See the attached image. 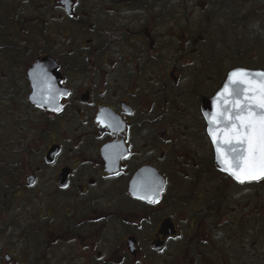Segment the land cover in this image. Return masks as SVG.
<instances>
[{
    "label": "flooded vegetation",
    "instance_id": "obj_1",
    "mask_svg": "<svg viewBox=\"0 0 264 264\" xmlns=\"http://www.w3.org/2000/svg\"><path fill=\"white\" fill-rule=\"evenodd\" d=\"M34 41L44 47L32 51ZM47 56L60 111L29 100L26 71ZM18 60L25 105L3 99L2 83L0 103L34 116L0 174V264H258L247 261L253 240L223 222L232 190L258 182L216 170L201 102L229 71L264 70V0H0V77L16 75ZM212 71L222 79L206 95ZM26 203L32 215H20ZM7 226L17 241L40 237L37 250L5 249Z\"/></svg>",
    "mask_w": 264,
    "mask_h": 264
},
{
    "label": "snow or ice",
    "instance_id": "obj_2",
    "mask_svg": "<svg viewBox=\"0 0 264 264\" xmlns=\"http://www.w3.org/2000/svg\"><path fill=\"white\" fill-rule=\"evenodd\" d=\"M214 108L207 131L221 171L241 184L264 181V72L232 71Z\"/></svg>",
    "mask_w": 264,
    "mask_h": 264
},
{
    "label": "rangeland",
    "instance_id": "obj_3",
    "mask_svg": "<svg viewBox=\"0 0 264 264\" xmlns=\"http://www.w3.org/2000/svg\"><path fill=\"white\" fill-rule=\"evenodd\" d=\"M47 14L51 15L53 14V10H49L46 9V13L43 14V16H46ZM48 15V16H49ZM63 29V28H62ZM261 31H263V29H260ZM7 31V30H6ZM54 31H59L58 29ZM27 32L29 33V30L27 29ZM62 34L64 33V29L61 32ZM90 33L89 30H77L76 33H71L70 37L71 38H81L83 35H88ZM263 33V32H262ZM82 35V36H81ZM3 36H6V32L4 30V34ZM23 37L26 38L25 35H22ZM29 36V35H28ZM46 44V43H45ZM44 47V44H40L37 42H33V45L31 46L32 51H37L40 50ZM12 47L10 46H6L3 48V52L10 50ZM9 53H13L12 51H10ZM18 56H15V58ZM26 59L28 60V63H30L31 61V56L26 57ZM22 60H18V62L16 63L17 65V73L16 75H14L13 77H6L5 76H1L0 77V84L2 83V88H3V95L2 98H6V101L11 102L12 99L10 100V97L12 96H16L18 98L17 103L18 105H25V102H23V98L25 96V77L23 78L21 75L23 74V71L25 69L24 63L20 62ZM261 62H258L257 64L259 65H264V60H260ZM190 63L193 65V67L195 66V64H198V62L195 61H190ZM211 66L209 67L210 70H213L216 66L217 63L215 61H211ZM15 64V63H14ZM179 64H181L182 66L180 67L181 70L183 72H185V69L187 70L188 68H185V63L184 62H180ZM24 65V66H23ZM250 68L253 67V62H250L249 64ZM184 67V68H182ZM222 79V77H220L219 73L212 71L208 73V78H206V83H205V87H204V94L208 95V94H212L213 91L218 87L220 80ZM3 98V99H4ZM15 99V98H13ZM0 102H1V96H0ZM14 108V107H13ZM13 108H9L6 105H3L0 103V122L2 121L3 123H9L10 121V117L13 118L14 121H16L18 123V126H26L30 121L33 120V114L31 113V111H29L28 109H22V111L17 114L14 111L15 109ZM10 113V114H9ZM210 180L212 183H221V185L225 186L224 184H227L226 182H224L223 180H218L216 177H214L213 174L210 175ZM226 187V186H225ZM200 188V185H199ZM234 197L231 198L230 200H227L226 203V209L227 212L224 213V218H223V222L224 224H226V226L224 228H228V226L232 223L237 221V219L239 221H241V219L245 218L246 216L248 217L249 215L253 216V214L256 216L255 218L257 219L256 221V229L253 230H257L258 231V235H253V237L251 236V234L248 232L246 234V236L244 238H246L247 236V240H253V242L255 243L254 246H252L251 248H248L246 251L247 253H249L248 257V262H250V255L253 256V258L257 259L258 264H264V229H260V224L264 226V181L258 183V185L256 187H243V188H237L235 190H232ZM235 201V202H234ZM15 204H20V201H15V203H13V205ZM12 205V204H11ZM18 207V206H16ZM30 203H26V207H20L19 209H22V213H20V215L22 214H30L32 215V209ZM256 212V213H255ZM16 213L14 212L13 215H15ZM1 216V215H0ZM5 216L7 217V219L12 218V214L9 211H5ZM4 216L0 217V219L2 220ZM24 224L28 223V219L26 217V215H24L23 217ZM18 223L21 224L20 220H18ZM7 231H9L8 226L7 228L4 230L5 234L9 236V238L12 235H9L7 233ZM0 247L2 246L1 244L4 243L3 240H5V235L1 234V230H0ZM36 238H40V237H36ZM36 238H33L32 236L28 237V235H23L22 236V240L21 241H17V238L15 237H11V239L8 240L9 242V246H3L5 249L9 248L11 249L13 252H20L23 250H27L30 245L29 242L34 241L33 247L37 250V246H36ZM232 238H234V236L230 237L231 242H226V245H231L230 247L236 245L237 243L239 244V242L236 241V237L235 240H233ZM234 241H236V243H234ZM13 243V244H12ZM245 244V243H244ZM25 248V249H24ZM229 250H227L228 252ZM49 252H46V256L48 255ZM21 255V254H20ZM28 256L30 257L29 261L31 262H35V259L33 258V255L31 254V252L28 254ZM21 257H26V255H22ZM28 258V257H26ZM245 261V260H244ZM3 263V261H2ZM242 264H247V263H242Z\"/></svg>",
    "mask_w": 264,
    "mask_h": 264
},
{
    "label": "water",
    "instance_id": "obj_4",
    "mask_svg": "<svg viewBox=\"0 0 264 264\" xmlns=\"http://www.w3.org/2000/svg\"><path fill=\"white\" fill-rule=\"evenodd\" d=\"M57 63L49 56L38 59L34 64H32L26 71V78L30 85V95L29 100L33 102L38 108L56 110L58 108L57 98L60 95V75L57 71ZM247 70L249 72H264V70H252L247 68H236L228 72L225 80L223 81L219 90L209 98H203L201 102V112L206 121L207 129L209 127L206 117L210 116L216 109L214 108V100L217 93L222 90L224 84L227 82L229 74L234 70ZM208 133V131H207ZM211 141V139H210ZM212 144V141H211ZM214 151V166L217 171L226 174L221 171L217 155L215 152V147L212 144ZM227 175V174H226ZM230 177L234 182L231 176ZM255 182V181H253Z\"/></svg>",
    "mask_w": 264,
    "mask_h": 264
},
{
    "label": "trees",
    "instance_id": "obj_5",
    "mask_svg": "<svg viewBox=\"0 0 264 264\" xmlns=\"http://www.w3.org/2000/svg\"><path fill=\"white\" fill-rule=\"evenodd\" d=\"M244 64H247L244 62ZM21 112V111H20ZM10 114V113H9ZM18 127V123L10 117L9 123L5 124L2 121L0 122V174L2 173L4 176L10 174V167L15 158L14 153L19 149L15 140V131ZM1 180V179H0ZM224 180V179H223ZM225 181V180H224ZM1 191V188H0ZM6 192V190H4ZM7 197V195H5ZM1 198V194H0ZM3 204V201H0V208ZM256 216L249 215L239 221L232 222L227 231L233 230H242V238H244L247 232H251V230L256 229ZM226 226V224H225ZM260 229H264V226L260 224ZM226 230V228H225ZM1 237V236H0Z\"/></svg>",
    "mask_w": 264,
    "mask_h": 264
}]
</instances>
